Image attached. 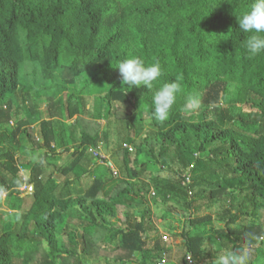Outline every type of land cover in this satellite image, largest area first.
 <instances>
[{
	"label": "trees",
	"instance_id": "16d2710c",
	"mask_svg": "<svg viewBox=\"0 0 264 264\" xmlns=\"http://www.w3.org/2000/svg\"><path fill=\"white\" fill-rule=\"evenodd\" d=\"M251 3L0 0V148L5 147L0 154V214L13 215L0 228V264H85L101 257L105 264H161L167 250L140 190L133 192L134 182L145 194L162 198L152 197L153 205L165 200L184 210L178 213L168 205L160 221L165 233L181 240L193 264L211 257L202 243L212 232L224 248L231 243V249L252 250L249 264H258L264 254L262 228L245 229L258 233L248 243L233 237L243 232L233 227L245 228L244 222L264 208V52L250 56L245 44L251 33L241 32L237 21ZM129 55L146 65L159 62L162 77L153 90L124 84L116 67ZM22 72L29 87L21 85ZM86 76L85 86L57 104L67 87H76ZM171 81L179 82L182 91L168 119L159 121L153 115L154 91ZM19 89L28 91L31 118L22 115L25 102L19 104L15 95ZM193 92L201 103L188 114L185 99ZM90 99L98 113L86 119ZM44 103L42 118L38 108ZM113 104L119 107L112 110ZM147 120L153 134L143 138L132 157L120 145L111 155L121 163L124 178L118 184L107 186L120 177L104 160L111 180L95 177L94 166L82 178L89 176L88 183L72 193L70 186L82 182L69 176L89 149L108 144L120 129L133 134ZM99 121L105 122L103 128ZM35 124L39 144L31 130ZM67 130L68 146L61 139ZM20 138L44 151L42 162L25 168L24 175L16 160ZM194 155L189 162L187 157ZM50 158L64 163L54 166L55 176L44 181ZM157 164L159 173L151 172ZM147 171L149 184L140 182ZM184 175L190 177L187 184ZM58 176L66 178L60 183L64 191L58 188ZM22 188L31 192L24 194ZM215 208L221 211L214 217L209 211ZM73 211L78 217L71 216ZM213 222L221 229H208ZM59 236L68 239L69 249H60Z\"/></svg>",
	"mask_w": 264,
	"mask_h": 264
},
{
	"label": "rangeland",
	"instance_id": "374dc122",
	"mask_svg": "<svg viewBox=\"0 0 264 264\" xmlns=\"http://www.w3.org/2000/svg\"><path fill=\"white\" fill-rule=\"evenodd\" d=\"M90 76H86L83 77L82 79H80L77 83L76 87H67L66 91H64L63 95H60L58 100L56 99L57 104H60V102L65 98V95L68 94L70 91H75V89H81L83 86H85L87 84V82L89 81ZM22 82L21 85L26 88L29 87V81L25 78V76L23 75L22 72ZM28 93V91H23V90H17V92L15 93L17 101L19 104L22 103V101L24 100V109L23 111V117L25 118H29L30 116H34V115H30L29 114V99H26L25 93ZM32 94V93H31ZM46 105L47 104H41L40 107L38 108V112L40 113V116L42 118L46 117ZM119 107V105L117 104H113L112 105V110H115ZM87 115L85 116L86 119H92L91 116L95 115L98 113V108L97 105L95 103H93V100L90 99L87 101ZM31 118V117H30ZM99 124L101 126V128H103L105 122L104 121H99ZM38 125L35 124L32 126V131L34 133V140L37 142V144H39L40 139H39V135H38ZM123 128V127H122ZM121 132L120 134L116 135L113 134L110 136L109 138V142L108 144H106L105 142H102L99 146H98V150L99 152H101V154L106 157V159L109 160V163L112 164L113 168L115 169L114 171L117 173V175L120 178H117V180L113 181H109L110 179V174L108 173L109 170H106V167L101 165L102 163L99 164V162L94 159V157L88 153L86 156L84 157V159L80 162V164L78 165V167L71 173V175L69 177H79L81 179V184H73L72 186H70V189L73 191L72 193L74 194L75 191L81 189V187H83V185L87 184L88 181L90 180V177L87 176V179H82L84 178L88 173L89 170H91L94 166H96V174L95 177L100 178L102 181H106L107 186L111 189L112 187H114L116 184H118L122 178H124V176L122 175V169H120L121 163L116 164L115 160L111 157L112 153H114L116 151V147L117 146H121V148H125L128 151L129 157H132L135 153V149L136 147L141 143V141L143 140V138L147 137V136H151L153 134V130L154 128L152 127L151 123L147 120V121H143V123L139 126L136 127V129L134 130V133L130 134V135H125L122 134V132H125L124 130L120 129ZM63 136L61 139H63L62 144L68 146L69 141L67 140L68 137V133H70L68 130L63 132ZM129 139V142L125 143V140ZM66 142H65V140ZM125 143V144H124ZM65 146V147H66ZM16 150V160H17V165L20 169V174L24 175L25 174V168H31L35 163L38 162H42L41 158L43 156L44 151H42L41 149L36 150L33 149V147H31V145L29 143L26 142V139H19L18 141V146L15 147ZM5 151V147L4 148H0V154L2 152ZM33 152V153H31ZM91 155L90 157L92 159H88V156ZM65 157V156H63ZM192 158H195L194 156H191V159L187 157L189 162H192ZM105 159V160H106ZM47 163L49 164V167L45 166V173L43 175V180L45 181L48 176H52L54 177V166H58L64 163V160H60L57 158H50L49 160H47ZM158 168H161V164H157L155 165L154 168L151 169V172L153 173H157ZM150 171V170H149ZM149 171H147L145 174H143L140 177V182H144L145 184H149L150 180L148 178L149 176ZM159 173V172H158ZM161 173V172H160ZM66 179V178H65ZM63 176H58L57 177V181L56 183L58 185V188L60 191H64L66 190V187H64V185L62 186L60 183L63 182L64 180ZM70 179V178H69ZM107 188V189H109ZM140 190V193L143 196V199L147 202L149 208H150V212H151V218L152 221L154 222V226L157 228V231L159 232V234L161 235V233L166 234L169 239L168 241H163L162 239V243L164 245V247L166 248L167 252L166 254L163 256V260H162V264H182V258L185 255V250H184V246L181 243V240L178 237H172L169 234L165 233L161 227L162 222L160 221V217L166 212L167 206H171V209L174 210V208H176L178 210V213H183L184 210L180 208L179 205L176 204H171V202L169 201H165L163 200L162 202L158 203L156 206L153 205V201H152V197L155 198H160L161 197H157L155 195L151 194L150 191V195L145 194L144 190L141 189L140 185L137 184L136 182L133 183V192H138ZM21 191L24 192V194L31 192L30 189H25L22 188ZM107 192H110V190H107ZM3 200L5 198V196L2 197ZM240 200V198H239ZM234 205V204H233ZM142 208V207H140ZM4 210V209H3ZM5 211V210H4ZM221 210H219V208H215L210 210L209 212L212 213V215L215 217L218 215V213ZM7 214L5 215H1L0 214V228H2L1 226L4 224H7L9 222V216H13L12 214H10L8 211ZM71 216L73 217H78V214L76 212H70ZM171 219H170V218ZM78 219H74V221H76ZM167 220H174V216H167ZM244 225H246V227H242V225H238L236 227H233V230H239V231H243L242 233L239 234H235L233 235L234 239L237 241H244L245 243H248L250 241V239L252 238L251 241H253V238L257 237L254 236L258 233H254L253 235L249 234L248 232H245V229L251 226H260L262 228V230L264 231V208H262L259 213L257 214L256 217H251L249 218L247 221L244 222ZM72 226H74L73 224H70L69 228H71ZM221 225L217 224L216 222L211 223L210 225L207 226L208 229L213 228L214 231L216 230H220L221 229ZM252 228V227H251ZM151 236H154V232H151L150 234ZM210 238H208V236H204V241L202 243V247L203 246H207L208 248H210L211 250V257H206V259H204L203 261H200V264H214L215 259L223 253V251L225 249H231V247H233V244L229 243V245L224 248L222 246V239H219V236L214 235V233H209ZM103 241L104 242H109V237L108 235L103 236ZM58 245L60 247V249L63 251L65 248L69 249V245H68V239L63 236H59L58 237ZM263 242H264V236H263ZM231 244V245H230ZM236 250H239L237 248H235ZM78 252L80 251V248L78 249ZM251 251V260L254 259V253ZM264 251V245L262 246V252ZM218 252V255L217 253ZM255 256H257V253L255 254ZM134 258L136 259L135 261L137 262L138 257L136 258L134 256ZM104 258H100L98 260H89L86 261L85 264H105ZM258 264H264V254H259L258 256ZM139 260V259H138ZM56 264V263H53Z\"/></svg>",
	"mask_w": 264,
	"mask_h": 264
},
{
	"label": "clouds",
	"instance_id": "9594fccd",
	"mask_svg": "<svg viewBox=\"0 0 264 264\" xmlns=\"http://www.w3.org/2000/svg\"><path fill=\"white\" fill-rule=\"evenodd\" d=\"M237 21L241 32L251 33L245 44L250 56L254 57L264 52V0H252L249 7L237 17ZM116 68L119 70L124 84L130 87L144 86L147 90H153L154 84L162 77L159 62L146 65L145 61L136 55H129L121 60ZM181 91V85L176 81L164 82L156 87L153 95L155 119L159 121L168 119L170 111L176 103L177 94ZM200 103L201 96L195 92L190 93L186 96L184 111L190 114L200 106ZM250 259V249H225L215 259L214 264H249Z\"/></svg>",
	"mask_w": 264,
	"mask_h": 264
},
{
	"label": "built area",
	"instance_id": "2783aa9c",
	"mask_svg": "<svg viewBox=\"0 0 264 264\" xmlns=\"http://www.w3.org/2000/svg\"><path fill=\"white\" fill-rule=\"evenodd\" d=\"M88 153L91 154L94 158H96V159H97L100 163H102V164H103L102 161H104V160L106 159V158L101 154V152H99V150L94 151V150L89 149V150H88ZM107 165H108V167L110 168V170L112 171L113 175H117V173L114 171L115 169L113 168L112 164L109 163V161H108ZM183 177H184V179H185L183 184H187V183H189V181H190V177L187 176V175H184ZM151 194L154 195L153 192H152ZM161 236H162V240H163V241H168L169 237H168L167 235L161 233ZM183 259H184V261H183L184 264H193V260H192V256H191V254H186V255H184V256H183ZM162 263H163V262H162ZM162 263H161V264H162Z\"/></svg>",
	"mask_w": 264,
	"mask_h": 264
},
{
	"label": "crops",
	"instance_id": "0c3cea01",
	"mask_svg": "<svg viewBox=\"0 0 264 264\" xmlns=\"http://www.w3.org/2000/svg\"><path fill=\"white\" fill-rule=\"evenodd\" d=\"M98 161V160H97ZM99 162V161H98ZM99 164H100V162H99ZM101 165H103V164H101Z\"/></svg>",
	"mask_w": 264,
	"mask_h": 264
},
{
	"label": "water",
	"instance_id": "95a60500",
	"mask_svg": "<svg viewBox=\"0 0 264 264\" xmlns=\"http://www.w3.org/2000/svg\"><path fill=\"white\" fill-rule=\"evenodd\" d=\"M30 190H31V188H30Z\"/></svg>",
	"mask_w": 264,
	"mask_h": 264
}]
</instances>
